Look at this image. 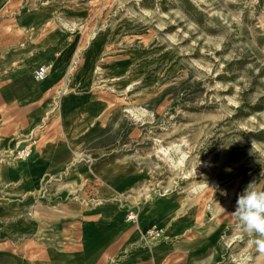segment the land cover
Segmentation results:
<instances>
[{"label":"rangeland","instance_id":"rangeland-1","mask_svg":"<svg viewBox=\"0 0 264 264\" xmlns=\"http://www.w3.org/2000/svg\"><path fill=\"white\" fill-rule=\"evenodd\" d=\"M24 77L42 95L0 119V264H264L232 215L264 191V0H3L0 86ZM47 145L25 193L4 169Z\"/></svg>","mask_w":264,"mask_h":264},{"label":"bare ground","instance_id":"bare-ground-1","mask_svg":"<svg viewBox=\"0 0 264 264\" xmlns=\"http://www.w3.org/2000/svg\"><path fill=\"white\" fill-rule=\"evenodd\" d=\"M2 2H3V0H0V6H1ZM26 25H27V22L24 21L21 26H18L19 27V31L22 32V33L26 32L27 31L26 29H28V28L25 29ZM98 51H99V43H96V44H94L91 47V49L86 54L84 63L86 65L92 63V59L95 56V53H97ZM68 53H69V50L65 49L62 52L61 58H57V57H51L50 58L51 59V73H50V76L44 82L38 83V84H40V85L43 84V87L47 88L48 86H52L54 84V82H56V79L58 78V73H59L60 67L69 58ZM31 87L32 88L35 87L33 83L31 85ZM68 88L69 87H66L63 90L65 95L62 94L61 98H60L59 107H60L62 112L71 109L75 105V101H74L73 98H71L70 94L69 93L66 94L67 93L66 91H68ZM20 102H22V101L20 100ZM43 149L44 150L41 151V153L37 155L39 158H41L38 162L35 161L36 160V158H35V159L30 160L28 165H26L24 167L22 166V167H19V168L18 167L16 168V165L11 164V165H9L11 167H6L4 169L5 175L14 177L13 179L16 180V181L17 180H21L22 185L25 187L24 190H29L30 191L31 188H28L26 183L29 181L30 185L34 186L33 181L30 180V179L32 177L36 178L37 174L34 173L33 175H31L29 173V171H31L32 169L33 170H37V167L40 165V163L43 160H47L48 158L53 157L52 156L53 150H54L53 146L47 145ZM119 187L120 188L116 187L115 190H121L122 189L121 185ZM137 218L138 219L140 218V220H138V223H139L138 228H139L140 232L143 234V232H145L144 231V227L145 226H149L153 219L149 218L148 215H146L144 217H142V215H139V217H138V215H137ZM120 223H121V225L123 227H126V224L124 223L123 219H121V218H120ZM102 241H104V239L100 240V242H102ZM84 245H86V244H84ZM51 248L53 249L54 247H51ZM51 248H49V250L47 252L48 253V258H49V264H51L50 263L51 260L54 261L55 259H57V261H60L61 263L64 262L63 258H65V257L64 256H62V257L61 256H55L54 255L55 249L52 250ZM83 249L84 250H82V252H81V255L83 256V259H90V260L93 259V260H95V258L98 255L96 247H87V248L84 247ZM123 253L125 254V251H123ZM112 262H113L112 264H119L117 262V259H115V258L112 260ZM124 264H126L125 261H124Z\"/></svg>","mask_w":264,"mask_h":264},{"label":"clouds","instance_id":"clouds-1","mask_svg":"<svg viewBox=\"0 0 264 264\" xmlns=\"http://www.w3.org/2000/svg\"><path fill=\"white\" fill-rule=\"evenodd\" d=\"M232 215L238 217L246 233L256 237L250 244H254L260 257H264V191H257L255 182L249 184L244 194L239 196Z\"/></svg>","mask_w":264,"mask_h":264},{"label":"crops","instance_id":"crops-1","mask_svg":"<svg viewBox=\"0 0 264 264\" xmlns=\"http://www.w3.org/2000/svg\"><path fill=\"white\" fill-rule=\"evenodd\" d=\"M37 64L40 65L41 63L37 62L35 65ZM32 83L34 84L31 79L24 77L23 79H17L11 83L0 86V119L5 116L4 109L11 110L17 103H19L20 100L23 102V100L26 99L25 101L28 102L29 100H35L36 98L38 99V97L42 95L39 92H35L36 85L34 84L35 87L32 88ZM27 192L29 193L30 191L26 190L25 193ZM99 226L102 227L101 225ZM99 226L95 225L87 227L98 228ZM102 235H104V233Z\"/></svg>","mask_w":264,"mask_h":264},{"label":"built area","instance_id":"built-area-1","mask_svg":"<svg viewBox=\"0 0 264 264\" xmlns=\"http://www.w3.org/2000/svg\"><path fill=\"white\" fill-rule=\"evenodd\" d=\"M50 71H51V66H49L48 64H40L39 66H37L34 71H33V78L36 82L38 83H42L44 82L50 75ZM26 152L23 151L21 153V155H25ZM28 155H26L27 157ZM25 157V158H26ZM133 219L136 217H132Z\"/></svg>","mask_w":264,"mask_h":264}]
</instances>
